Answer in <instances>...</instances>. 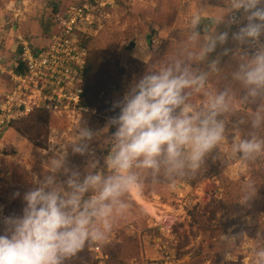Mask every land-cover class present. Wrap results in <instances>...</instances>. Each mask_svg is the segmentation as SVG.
I'll return each mask as SVG.
<instances>
[{
    "label": "clouds",
    "instance_id": "9594fccd",
    "mask_svg": "<svg viewBox=\"0 0 264 264\" xmlns=\"http://www.w3.org/2000/svg\"><path fill=\"white\" fill-rule=\"evenodd\" d=\"M185 24L180 47L114 103L119 111L102 130L114 127L102 163L90 149L99 132L80 120L73 142L49 146L47 168L31 176L21 213L0 216V264H65L85 243H103L145 177L174 187L225 141L230 122L236 134L228 154L242 163L264 156V0H225L222 7L201 0ZM232 25L238 27L230 32ZM229 41L234 48L223 47ZM218 47L222 51L210 55ZM151 52L144 39L133 55L144 61ZM223 56L229 62L221 66ZM210 78L216 86H209ZM239 105L251 110L230 121ZM240 124H247L246 132H239ZM69 148L89 155L82 171L68 164ZM256 191L252 183L242 185L237 203L247 207ZM235 238L221 233L226 248ZM252 264H264V246L254 250Z\"/></svg>",
    "mask_w": 264,
    "mask_h": 264
},
{
    "label": "rangeland",
    "instance_id": "374dc122",
    "mask_svg": "<svg viewBox=\"0 0 264 264\" xmlns=\"http://www.w3.org/2000/svg\"><path fill=\"white\" fill-rule=\"evenodd\" d=\"M79 1L0 0V95L10 88L7 72L18 54L16 35L35 48L42 46L46 34L57 30L52 22L53 11ZM224 2L206 0L210 7H222ZM200 3L201 0H118L100 18L99 26H90L83 43L93 67V88L86 100L89 111L82 113L79 120L82 126L99 132L90 144L98 162L102 163L108 150L106 139L114 131V127L102 131L108 119L119 111L114 103L134 79L180 47L187 28L185 20ZM237 27L232 25L230 32ZM218 30H224L223 25ZM152 38L161 41L155 52ZM144 39L152 49L146 61L133 56L131 50L132 43H142ZM223 47L231 49L235 44L229 41ZM221 51L218 47L210 55ZM227 62L229 57L223 56L221 66ZM216 85L217 81L210 78L209 86ZM250 110V106L239 105L230 121L242 119ZM39 112L15 120L0 134V216L21 213L22 195L32 186L31 176H39L47 168L49 146L74 141L73 128L68 129L64 115ZM238 127L240 133L248 129L247 124ZM234 134L236 130L230 122L225 141L194 174L175 180L174 187L167 181L145 177L139 192L154 210L147 212L129 194L128 211L100 243L107 255L102 264H252L254 250L264 246V156L249 163L227 158ZM88 159V154L68 149L70 166L82 171ZM246 183L254 184L257 191L244 207L237 201ZM221 233L236 236L230 247L223 245ZM88 246L85 243L65 264H97Z\"/></svg>",
    "mask_w": 264,
    "mask_h": 264
},
{
    "label": "built area",
    "instance_id": "2783aa9c",
    "mask_svg": "<svg viewBox=\"0 0 264 264\" xmlns=\"http://www.w3.org/2000/svg\"><path fill=\"white\" fill-rule=\"evenodd\" d=\"M117 1L81 0L57 9L52 14L57 30L53 33L52 29L46 34V41L40 47L35 48L16 35L18 54L14 67L7 73L10 88L0 95V134L15 120L35 111L58 117L64 115L69 123L68 129L77 124L82 113L89 111L81 102L87 55L83 38L91 25L99 26L100 18L107 15V10L114 8ZM150 41L152 46L159 45L156 38ZM14 68L20 70L16 72ZM227 158L235 159L230 155ZM88 250L97 264H102L107 257L100 243L90 242Z\"/></svg>",
    "mask_w": 264,
    "mask_h": 264
},
{
    "label": "trees",
    "instance_id": "16d2710c",
    "mask_svg": "<svg viewBox=\"0 0 264 264\" xmlns=\"http://www.w3.org/2000/svg\"><path fill=\"white\" fill-rule=\"evenodd\" d=\"M57 10H54V12H56ZM84 45V43H83ZM85 46V45H84ZM92 63L88 57V52H87V55H86V60H85V67H84V71H83V80H82V94H81V102L86 105L88 108L90 107V105L88 104L89 102H87V97H88V94L91 92L93 86L91 85L92 84ZM20 70V68H14V71L18 72ZM36 113H40L39 111H35V112H32L30 114L33 115V114H36Z\"/></svg>",
    "mask_w": 264,
    "mask_h": 264
},
{
    "label": "bare ground",
    "instance_id": "6f19581e",
    "mask_svg": "<svg viewBox=\"0 0 264 264\" xmlns=\"http://www.w3.org/2000/svg\"><path fill=\"white\" fill-rule=\"evenodd\" d=\"M130 195L132 199L135 200L138 204H141L146 209L147 212L151 213L154 210L151 203L143 200L139 191L138 192L134 191L130 193Z\"/></svg>",
    "mask_w": 264,
    "mask_h": 264
},
{
    "label": "crops",
    "instance_id": "0c3cea01",
    "mask_svg": "<svg viewBox=\"0 0 264 264\" xmlns=\"http://www.w3.org/2000/svg\"><path fill=\"white\" fill-rule=\"evenodd\" d=\"M16 15V14H15ZM205 27H206V25H205ZM158 40V39H157ZM159 41V43L161 44V41L160 40H158ZM149 45V44H148ZM152 47V46H151ZM158 47H160V45H158V46H155V50L153 49V52H155L156 51V49H158ZM131 50H132V54L134 53V51H136V43L134 44V43H132V45H131ZM134 56V55H133ZM1 57H3L2 55H1ZM147 58V55L144 57V61H146L145 59ZM140 59V58H139ZM142 60V59H141ZM14 67V66H13ZM9 72V71H8ZM7 72V73H8Z\"/></svg>",
    "mask_w": 264,
    "mask_h": 264
}]
</instances>
